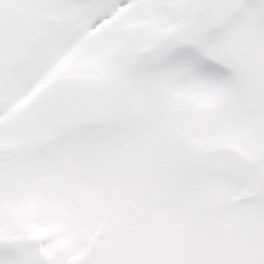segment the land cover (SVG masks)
I'll use <instances>...</instances> for the list:
<instances>
[{"label":"snow or ice","instance_id":"6c2138e0","mask_svg":"<svg viewBox=\"0 0 264 264\" xmlns=\"http://www.w3.org/2000/svg\"><path fill=\"white\" fill-rule=\"evenodd\" d=\"M0 264H264V0H0Z\"/></svg>","mask_w":264,"mask_h":264}]
</instances>
